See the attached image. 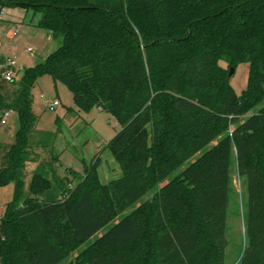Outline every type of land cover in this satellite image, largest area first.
<instances>
[{
    "label": "trees",
    "instance_id": "obj_1",
    "mask_svg": "<svg viewBox=\"0 0 264 264\" xmlns=\"http://www.w3.org/2000/svg\"><path fill=\"white\" fill-rule=\"evenodd\" d=\"M15 6L61 45L25 71L10 103L0 78V126L6 111L20 122L15 143H0V187L14 186L0 264H61L133 207L69 264H225L234 155L247 192L240 264H264V0H0ZM240 64L249 82L237 95L228 76ZM44 75L79 111L116 119L105 148L120 178L102 184L98 158L72 187L71 170L56 167L33 109Z\"/></svg>",
    "mask_w": 264,
    "mask_h": 264
},
{
    "label": "rangeland",
    "instance_id": "obj_2",
    "mask_svg": "<svg viewBox=\"0 0 264 264\" xmlns=\"http://www.w3.org/2000/svg\"><path fill=\"white\" fill-rule=\"evenodd\" d=\"M5 11V17L0 21V72L3 60L11 58L16 61L17 66L14 69L15 80L13 83L5 84L6 95H11L13 91H17L18 84L22 80L25 71L41 62V58L54 43L47 38L46 30L32 25L29 19H26L28 17L27 14L31 10L15 6L7 7ZM4 21L13 26L18 24V33L14 34L17 28L6 29L2 24ZM56 43H58L57 47H55L57 49L61 45V40ZM30 47L33 49L32 53H28ZM220 64L226 67V63L221 62ZM248 82L249 66L247 64L238 65L230 80L231 86L237 95L242 94L247 88ZM32 95L34 97L33 109L40 117L38 129L41 132L53 134V151L55 154L61 155V162H58L56 167L62 165L64 168L71 170L68 176L72 187L80 183L85 177V168L92 166L98 158L100 159V165L97 171L102 184H108L122 176L118 163L111 152L105 148L107 143L120 130V125L110 113L97 108L89 112L79 111L73 94L69 89L62 83H55L49 75H44L39 79L37 85L32 90ZM55 101H58L59 105L54 111H51L48 105ZM11 112V117L7 119V125L0 126V143L3 144L15 143L16 133L20 126L18 114L13 111ZM215 143L205 148L203 152L209 150ZM38 151L40 159L51 161L52 155L48 151ZM199 156L200 154H197L186 165L196 160ZM36 168L37 163H27L24 178L26 188L29 187ZM230 179V199L227 217L228 247L225 264H240L243 250L247 244L245 228L247 192L245 184L237 172L235 155L231 161ZM13 196V184L0 187V218L4 214L5 205L13 200ZM149 197L150 195L145 197L141 202L146 201ZM134 208L127 210L95 237L82 244L61 264H69L93 243L100 241L114 224L132 212Z\"/></svg>",
    "mask_w": 264,
    "mask_h": 264
},
{
    "label": "built area",
    "instance_id": "obj_3",
    "mask_svg": "<svg viewBox=\"0 0 264 264\" xmlns=\"http://www.w3.org/2000/svg\"><path fill=\"white\" fill-rule=\"evenodd\" d=\"M5 14V8L4 9H0V19L4 16ZM19 31V27H17V30L14 32V34L16 35ZM33 50L32 48L28 49V52L31 53ZM17 63L14 59L9 58L6 62V65L3 67L2 70V74H1V78L7 82V83H12L15 80V67H16ZM59 105L58 101H55L53 103H50L48 105L49 109L51 111H54L55 108ZM11 111H6L2 118H1V126H6L7 125V119L11 117Z\"/></svg>",
    "mask_w": 264,
    "mask_h": 264
},
{
    "label": "crops",
    "instance_id": "obj_4",
    "mask_svg": "<svg viewBox=\"0 0 264 264\" xmlns=\"http://www.w3.org/2000/svg\"><path fill=\"white\" fill-rule=\"evenodd\" d=\"M5 13H6V11H5ZM27 16L28 17H26V19L28 18L29 19V22L30 23H32V25H34V26H37L38 27V23H39V20L41 19V16L40 15H38V14H35L34 13V11H30V13L29 14H27ZM5 17V14H4V16L0 19V21L3 19ZM3 24V26L4 27H6V29H15V28H17L19 25L17 24V25H15V26H13V25H11L10 23H7V22H5L4 21V23H2ZM47 38L50 40V41H52V43H54V45L48 50V52L41 58L42 60L41 61H43V60H45L56 48L55 47H57V45H58V43H56L55 44V42H58L59 40H57V39H54L53 38V36H52V34L51 33H49V32H47ZM30 48H32V47H30ZM29 48V49H30ZM33 50V49H32ZM33 52V51H32ZM31 52V53H32ZM29 53V52H28ZM6 62H7V60H3L2 62H1V72H0V74H2V70H3V67L6 65ZM17 66V65H16ZM2 81H3V83H4V85L7 83V82H5L3 79H2ZM5 87H6V85H5ZM4 96H5V99H6V101L8 102V103H10L11 101H13L14 99H15V97H16V90L15 91H13L12 93H11V95H6V93H5V90H4Z\"/></svg>",
    "mask_w": 264,
    "mask_h": 264
},
{
    "label": "water",
    "instance_id": "obj_5",
    "mask_svg": "<svg viewBox=\"0 0 264 264\" xmlns=\"http://www.w3.org/2000/svg\"><path fill=\"white\" fill-rule=\"evenodd\" d=\"M42 18H43V17H42ZM234 73H235V68H231V69H230L229 76H228V79H229V80H231V79H232V77H233Z\"/></svg>",
    "mask_w": 264,
    "mask_h": 264
}]
</instances>
